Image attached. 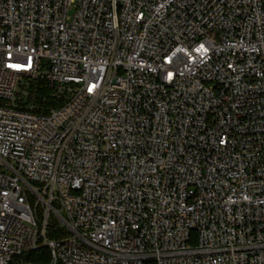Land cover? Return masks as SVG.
I'll use <instances>...</instances> for the list:
<instances>
[{"label":"built area","instance_id":"built-area-1","mask_svg":"<svg viewBox=\"0 0 264 264\" xmlns=\"http://www.w3.org/2000/svg\"><path fill=\"white\" fill-rule=\"evenodd\" d=\"M41 241L264 264V0H0V264Z\"/></svg>","mask_w":264,"mask_h":264},{"label":"trees","instance_id":"trees-1","mask_svg":"<svg viewBox=\"0 0 264 264\" xmlns=\"http://www.w3.org/2000/svg\"><path fill=\"white\" fill-rule=\"evenodd\" d=\"M52 223H55L53 220ZM66 232L64 230H54L52 228L47 229L46 235L48 238L57 239L66 236ZM40 247L36 250L25 253L21 256L15 257L10 264H21L22 262L35 263V264H49L51 260V252L50 249L40 243ZM145 264H155L154 261H148Z\"/></svg>","mask_w":264,"mask_h":264},{"label":"rangeland","instance_id":"rangeland-1","mask_svg":"<svg viewBox=\"0 0 264 264\" xmlns=\"http://www.w3.org/2000/svg\"><path fill=\"white\" fill-rule=\"evenodd\" d=\"M24 264H28V262H24ZM31 264H35V263H31Z\"/></svg>","mask_w":264,"mask_h":264}]
</instances>
